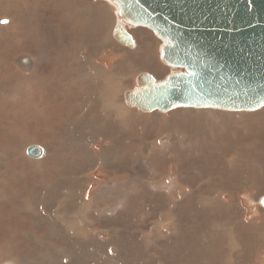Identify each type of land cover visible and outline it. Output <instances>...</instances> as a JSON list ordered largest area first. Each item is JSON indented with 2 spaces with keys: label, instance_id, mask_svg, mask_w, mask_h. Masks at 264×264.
<instances>
[{
  "label": "rangeland",
  "instance_id": "1",
  "mask_svg": "<svg viewBox=\"0 0 264 264\" xmlns=\"http://www.w3.org/2000/svg\"><path fill=\"white\" fill-rule=\"evenodd\" d=\"M116 12L0 0V264H264V107L129 109L174 70Z\"/></svg>",
  "mask_w": 264,
  "mask_h": 264
},
{
  "label": "water",
  "instance_id": "2",
  "mask_svg": "<svg viewBox=\"0 0 264 264\" xmlns=\"http://www.w3.org/2000/svg\"><path fill=\"white\" fill-rule=\"evenodd\" d=\"M103 1L118 12L115 40L133 48L127 28L149 29L162 42L161 61L183 69L161 81L141 74L124 94L127 106L162 114L178 108H262L264 0Z\"/></svg>",
  "mask_w": 264,
  "mask_h": 264
},
{
  "label": "bare ground",
  "instance_id": "3",
  "mask_svg": "<svg viewBox=\"0 0 264 264\" xmlns=\"http://www.w3.org/2000/svg\"><path fill=\"white\" fill-rule=\"evenodd\" d=\"M116 15H118V12H116ZM117 19H118V17H117ZM116 23H117V20H116ZM115 27H116V24H115ZM115 27H114V29H115ZM128 29L129 28H127V31H128ZM114 31V30H113ZM114 33V32H113ZM113 33H112V36H113ZM128 33H129V31H128ZM130 34V33H129ZM131 35V34H130ZM132 36V35H131ZM29 37V36H28ZM39 39H41V40H43V39H46V37L47 36H43L41 33L39 34ZM133 37V36H132ZM114 38V37H113ZM133 40H134V37H133ZM117 41V40H116ZM118 42V41H117ZM134 43H135V41H134ZM162 43V42H161ZM135 46V45H134ZM161 46H162V44H161ZM161 46H160V49H161ZM128 48V47H127ZM136 52V51H135ZM135 52H133V53H135ZM159 52H160V50H159ZM34 56V55H33ZM25 60H27V59H25ZM160 60H161V58H160ZM27 63L29 62V61H26ZM26 62H19V64L20 65H23V66H25L24 64L26 63ZM162 62V61H161ZM16 63H17V61H16ZM24 63V64H23ZM26 63V64H27ZM163 63V62H162ZM164 64V63H163ZM28 65V64H27ZM31 65V64H30ZM165 65V64H164ZM166 66V65H165ZM26 67H29V65L28 66H26ZM168 67V66H167ZM170 68V67H169ZM22 69V68H21ZM150 69V68H149ZM172 69V68H171ZM26 70H28V68L26 69ZM174 70V72H183V69H173ZM23 71H24V69H23ZM141 74H148V73H141ZM141 74H139L137 77H136V79H135V86H136V81H137V78L141 75ZM172 74V73H171ZM151 75V74H150ZM170 75V74H169ZM168 75V76H169ZM6 76V75H5ZM153 76V75H152ZM154 77V76H153ZM155 78V77H154ZM167 78V77H166ZM156 79V78H155ZM164 80V79H163ZM158 81V80H157ZM161 81V80H160ZM135 86L132 88V89H134L135 88ZM129 90H131V89H129ZM127 91V90H126ZM125 91V92H126ZM125 92L123 93V96H124V94H125ZM2 102V101H1ZM124 102H125V97H124ZM125 104H126V102H125ZM127 105V104H126ZM129 107V106H128ZM129 109H131V107H129ZM137 109V108H136ZM192 109H194V108H192ZM218 110H220V109H218ZM222 111H224V110H222ZM142 112V111H141ZM155 112V111H154ZM228 112H230V111H228ZM239 112H241V111H239ZM132 115V114H131ZM163 142V141H162ZM131 167V166H130ZM114 181V180H113ZM96 183V182H95ZM118 184V183H117ZM82 186V185H81ZM264 196H262L261 198H259V204H260V201H261V199L263 198ZM152 202V201H151ZM261 205V204H260ZM157 207V206H156ZM89 208V207H88ZM263 208V207H262ZM264 209V208H263ZM93 230V229H92ZM99 233V232H98ZM7 242V241H6ZM7 261V260H6ZM3 264V263H2Z\"/></svg>",
  "mask_w": 264,
  "mask_h": 264
},
{
  "label": "snow or ice",
  "instance_id": "4",
  "mask_svg": "<svg viewBox=\"0 0 264 264\" xmlns=\"http://www.w3.org/2000/svg\"><path fill=\"white\" fill-rule=\"evenodd\" d=\"M0 23H7V21L0 20ZM261 107H264V104H261ZM264 203V201H262Z\"/></svg>",
  "mask_w": 264,
  "mask_h": 264
}]
</instances>
